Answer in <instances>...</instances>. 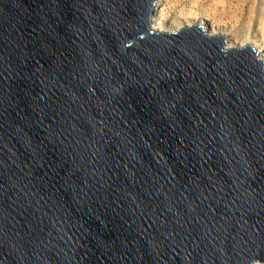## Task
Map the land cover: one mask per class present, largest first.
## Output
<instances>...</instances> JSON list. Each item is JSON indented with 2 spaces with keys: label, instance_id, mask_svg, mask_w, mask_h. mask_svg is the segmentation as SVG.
Masks as SVG:
<instances>
[{
  "label": "water",
  "instance_id": "95a60500",
  "mask_svg": "<svg viewBox=\"0 0 264 264\" xmlns=\"http://www.w3.org/2000/svg\"><path fill=\"white\" fill-rule=\"evenodd\" d=\"M155 1L0 0V264H264V58Z\"/></svg>",
  "mask_w": 264,
  "mask_h": 264
},
{
  "label": "rangeland",
  "instance_id": "374dc122",
  "mask_svg": "<svg viewBox=\"0 0 264 264\" xmlns=\"http://www.w3.org/2000/svg\"><path fill=\"white\" fill-rule=\"evenodd\" d=\"M159 14L171 30L204 21L230 34L234 46L251 42L264 47V0H165Z\"/></svg>",
  "mask_w": 264,
  "mask_h": 264
},
{
  "label": "bare ground",
  "instance_id": "6f19581e",
  "mask_svg": "<svg viewBox=\"0 0 264 264\" xmlns=\"http://www.w3.org/2000/svg\"><path fill=\"white\" fill-rule=\"evenodd\" d=\"M165 0H156L155 1V4L153 6V9H152V14H151V21H150V26H151V29H154V30H161V31H165V32H172V31H177L180 27L182 26H185V25H191L190 24H180L179 26H176L175 29L171 30V29H168V26H167V23L163 21V19L160 17V7H161V4H163ZM199 24H202L203 27H204V30L205 32L207 33V35H215V34H222L224 35L225 39H226V44H225V48H234V47H241V46H234V39L231 38V35L228 34L226 35L225 32L223 31H219L217 29H215L214 25L213 24H209L207 22H198ZM251 46L254 47V49L257 51L258 53V56L261 57V58H264V47L261 46V44L259 43H249ZM254 264H261V263H254Z\"/></svg>",
  "mask_w": 264,
  "mask_h": 264
}]
</instances>
